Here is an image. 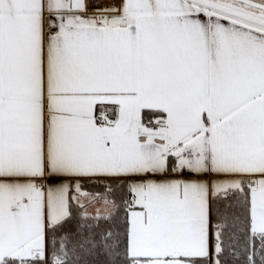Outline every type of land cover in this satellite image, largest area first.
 <instances>
[{
    "label": "snow or ice",
    "instance_id": "snow-or-ice-1",
    "mask_svg": "<svg viewBox=\"0 0 264 264\" xmlns=\"http://www.w3.org/2000/svg\"><path fill=\"white\" fill-rule=\"evenodd\" d=\"M0 264H264V0H0Z\"/></svg>",
    "mask_w": 264,
    "mask_h": 264
},
{
    "label": "trees",
    "instance_id": "trees-1",
    "mask_svg": "<svg viewBox=\"0 0 264 264\" xmlns=\"http://www.w3.org/2000/svg\"><path fill=\"white\" fill-rule=\"evenodd\" d=\"M89 190H93L91 185H86Z\"/></svg>",
    "mask_w": 264,
    "mask_h": 264
},
{
    "label": "crops",
    "instance_id": "crops-1",
    "mask_svg": "<svg viewBox=\"0 0 264 264\" xmlns=\"http://www.w3.org/2000/svg\"><path fill=\"white\" fill-rule=\"evenodd\" d=\"M93 209H90V211H92Z\"/></svg>",
    "mask_w": 264,
    "mask_h": 264
}]
</instances>
